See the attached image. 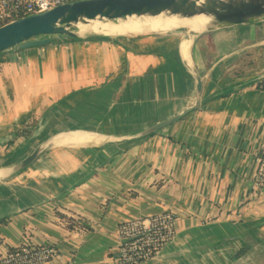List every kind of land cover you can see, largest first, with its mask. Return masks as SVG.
<instances>
[{
	"label": "crops",
	"instance_id": "crops-1",
	"mask_svg": "<svg viewBox=\"0 0 264 264\" xmlns=\"http://www.w3.org/2000/svg\"><path fill=\"white\" fill-rule=\"evenodd\" d=\"M74 134L86 140L57 141ZM46 139L31 164L11 169ZM263 140L264 18L6 50L0 256L29 240L57 249L39 264H112L118 222L171 211L175 236L147 264L261 263L264 191L252 182Z\"/></svg>",
	"mask_w": 264,
	"mask_h": 264
},
{
	"label": "water",
	"instance_id": "water-1",
	"mask_svg": "<svg viewBox=\"0 0 264 264\" xmlns=\"http://www.w3.org/2000/svg\"><path fill=\"white\" fill-rule=\"evenodd\" d=\"M204 15L209 17L208 25L200 31H191L186 26L165 30L141 29L136 32L187 31L201 34L218 28L245 24L264 18V0H73L55 6L44 12L20 17L0 26V53L11 48L44 46L53 37L79 35H108L94 32H78L79 25L90 21L118 24L123 20L144 21L153 17L165 20L171 16L192 18ZM123 33V34H128ZM196 80L199 94L201 81ZM197 100L181 113L144 129L139 135H148L179 119L192 108ZM48 140L38 144L28 155L12 166L13 171L21 170L31 164L47 145ZM155 258V257H154ZM153 258V259H154ZM152 259V260H153ZM152 260L143 264L150 263ZM258 264H264V261Z\"/></svg>",
	"mask_w": 264,
	"mask_h": 264
},
{
	"label": "built area",
	"instance_id": "built-area-1",
	"mask_svg": "<svg viewBox=\"0 0 264 264\" xmlns=\"http://www.w3.org/2000/svg\"><path fill=\"white\" fill-rule=\"evenodd\" d=\"M73 0H0V26L30 14L49 10ZM252 188L264 191V140L256 156ZM176 232V216L171 211L136 216L117 224L118 245L112 264H143L152 260ZM57 249L51 244L29 240L9 248L0 264H39L51 260Z\"/></svg>",
	"mask_w": 264,
	"mask_h": 264
},
{
	"label": "bare ground",
	"instance_id": "bare-ground-1",
	"mask_svg": "<svg viewBox=\"0 0 264 264\" xmlns=\"http://www.w3.org/2000/svg\"><path fill=\"white\" fill-rule=\"evenodd\" d=\"M209 20H210L209 17H206L204 15H199L192 18H179L177 16H171L165 20L154 19L153 17H150V19L144 21H136L130 19V20L120 21V23L118 24H112L111 22H99L95 20V21H90L87 24L79 25L78 32L123 34L128 32H136L141 29L165 30V29L175 28L178 26H186L191 31H200L203 30L208 25ZM59 138L57 140L59 144L80 143L86 140L84 136L78 134L63 136L60 139Z\"/></svg>",
	"mask_w": 264,
	"mask_h": 264
},
{
	"label": "trees",
	"instance_id": "trees-1",
	"mask_svg": "<svg viewBox=\"0 0 264 264\" xmlns=\"http://www.w3.org/2000/svg\"><path fill=\"white\" fill-rule=\"evenodd\" d=\"M245 251H246V250H244V249H240V250L235 254V257H239V256H241L242 254H244Z\"/></svg>",
	"mask_w": 264,
	"mask_h": 264
},
{
	"label": "rangeland",
	"instance_id": "rangeland-1",
	"mask_svg": "<svg viewBox=\"0 0 264 264\" xmlns=\"http://www.w3.org/2000/svg\"><path fill=\"white\" fill-rule=\"evenodd\" d=\"M30 149H32V148H30ZM30 149H29V150H30Z\"/></svg>",
	"mask_w": 264,
	"mask_h": 264
}]
</instances>
